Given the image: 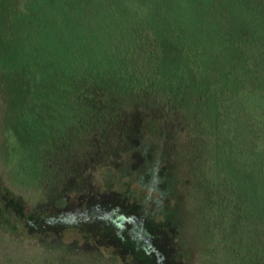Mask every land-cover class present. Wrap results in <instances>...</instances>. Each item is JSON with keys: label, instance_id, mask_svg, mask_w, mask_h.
<instances>
[{"label": "trees", "instance_id": "obj_1", "mask_svg": "<svg viewBox=\"0 0 264 264\" xmlns=\"http://www.w3.org/2000/svg\"><path fill=\"white\" fill-rule=\"evenodd\" d=\"M128 2L0 0L11 179L66 198L145 151L164 186H191L198 264H264V0H131L134 16ZM135 114L174 149L157 150ZM235 241L244 250H221Z\"/></svg>", "mask_w": 264, "mask_h": 264}, {"label": "rangeland", "instance_id": "obj_2", "mask_svg": "<svg viewBox=\"0 0 264 264\" xmlns=\"http://www.w3.org/2000/svg\"><path fill=\"white\" fill-rule=\"evenodd\" d=\"M130 1L129 6L134 5ZM178 1L186 10L199 5V0ZM140 8L146 12L150 7ZM128 11L135 15L134 6ZM206 13L215 20V12ZM209 42L198 44L203 47ZM1 92L0 264H47L45 256L56 264H68L57 260L61 254L70 256L69 264H198L200 250L190 245L189 219L184 215L191 186L186 182L178 188L164 186L162 164L152 166L145 151L139 152L135 167L128 170L94 168V183L89 187L83 182L66 198L42 200L37 188L11 179L5 136L7 108ZM137 115L131 119L133 127L143 124L142 132L157 150L164 146L174 149L160 136L159 120H141ZM178 150L175 159L183 163V148ZM155 156L159 157L158 151ZM182 174L189 177L186 171ZM234 243L221 250H244Z\"/></svg>", "mask_w": 264, "mask_h": 264}]
</instances>
